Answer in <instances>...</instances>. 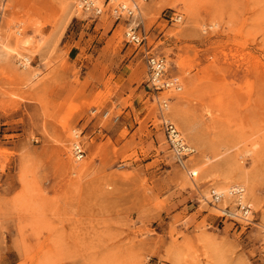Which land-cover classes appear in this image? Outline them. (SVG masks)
<instances>
[{
    "label": "rangeland",
    "instance_id": "obj_1",
    "mask_svg": "<svg viewBox=\"0 0 264 264\" xmlns=\"http://www.w3.org/2000/svg\"><path fill=\"white\" fill-rule=\"evenodd\" d=\"M94 1L0 0V264H264V0H135L144 46ZM143 48L180 82L160 95L184 165ZM226 183L258 226L209 202Z\"/></svg>",
    "mask_w": 264,
    "mask_h": 264
},
{
    "label": "built area",
    "instance_id": "obj_2",
    "mask_svg": "<svg viewBox=\"0 0 264 264\" xmlns=\"http://www.w3.org/2000/svg\"><path fill=\"white\" fill-rule=\"evenodd\" d=\"M141 1L145 2L147 0ZM104 3L108 6V11L111 15L116 18L125 19L127 27L124 32V37L126 42L136 46L146 45L147 32L142 24V19L140 17V4L138 1L130 0L129 3H125L122 0H106ZM78 5L82 11L91 12L95 15H100L103 12V9L97 6L92 0H79ZM170 20L172 22H179L181 20V15L173 12ZM143 52L146 66V82L154 92V97L156 98L161 115V130L165 135L166 142L173 156L178 163L184 165V160L187 159L189 155L194 153V148L187 143L176 125L164 117V110L167 109L169 98L160 95L165 91H179L181 89L180 82L177 77L167 75V61L162 55H158L145 48H143ZM74 135H76L75 137H78L77 133ZM71 151L76 160H80L85 156L84 146L78 139H75L72 142ZM231 195L235 208L229 209L226 206L220 208L222 216L239 221L244 225L258 226L253 219L252 212L248 204H242L240 201V196L243 195V189L239 186H234L231 188ZM220 199L221 197H219L218 194L211 189L209 202L218 203ZM261 233L264 234V226H261Z\"/></svg>",
    "mask_w": 264,
    "mask_h": 264
},
{
    "label": "bare ground",
    "instance_id": "obj_3",
    "mask_svg": "<svg viewBox=\"0 0 264 264\" xmlns=\"http://www.w3.org/2000/svg\"><path fill=\"white\" fill-rule=\"evenodd\" d=\"M94 1V0H93ZM123 2H125V3H129L130 1L129 0H122ZM95 2V1H94ZM138 3H139V1H138ZM79 4V3H78ZM96 4V3H95ZM79 6V5H78ZM4 47V45H2V43H1V47ZM24 60H25V62L23 63L22 62V66L23 67H26L27 66V64L29 63L28 62V58L27 57H24ZM168 107V106H167ZM75 133V132H74ZM76 135H74V137H75ZM74 139V138H73ZM76 139H77V137H76ZM72 143V142H71ZM75 145H76V143H75ZM73 156V155H72ZM74 160H76V159H74ZM77 161V160H76ZM202 169V166L200 167H196V168H194L193 170H190V173H191V175H194V176H197L198 175V172H199V170H201ZM226 182V181H225ZM224 187H221V189H220V191H218V190H213L214 192H216V194H218V196L219 197H221V199L218 201V203L219 202H221V201H223L224 200V198H228V197H230V198H232L231 196V188H232V186H228L227 187V183H226V186L225 185H223ZM237 186V185H236ZM234 187V186H233ZM242 189H243V187H241ZM242 196V197H241ZM240 196V201H241V203L242 204H244V203H247L246 202V198H245V193H244V190H243V195H241ZM217 205H215V209H218V207H216ZM219 206V205H218ZM261 227V226H260Z\"/></svg>",
    "mask_w": 264,
    "mask_h": 264
}]
</instances>
